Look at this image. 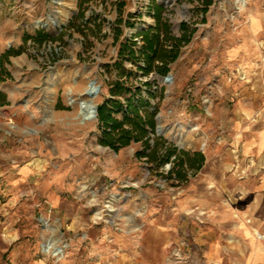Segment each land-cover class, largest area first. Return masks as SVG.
Wrapping results in <instances>:
<instances>
[{
  "label": "rangeland",
  "instance_id": "obj_1",
  "mask_svg": "<svg viewBox=\"0 0 264 264\" xmlns=\"http://www.w3.org/2000/svg\"><path fill=\"white\" fill-rule=\"evenodd\" d=\"M205 1L0 0V81L5 91L0 104L7 112L6 151L12 156L9 172L25 166L39 178L38 189L18 206L24 213L22 242L36 257L51 256L43 251L51 238L62 240L59 231L45 229V223L53 229L59 226L48 217L50 198L71 192L77 198L82 191L93 199L92 185L103 181L105 205L111 206L118 169H146V142L173 150L169 163L177 166L176 157L186 153L190 161L191 150H199L202 158L211 155L214 143L230 136L242 120L237 107L249 78L264 77V34L250 33L253 19L264 14V0H247L245 8L241 0H212L210 6ZM159 9L160 45L167 50L173 46L165 41L164 25L170 37L186 35L189 42L181 44L165 74L155 69L162 67L159 62L148 74L141 34L159 26ZM46 23L47 29L40 26ZM91 80L100 87L98 109L104 107L123 122L126 115L134 118L136 108L155 121V129L147 126L143 141L133 140L120 158L114 150L101 148L106 127L98 117L79 124L74 118L77 109L68 105V89L82 98ZM133 144L137 150L131 158ZM164 154L161 149L159 155ZM174 166L164 165L157 176ZM81 176L89 178L80 181ZM8 207L15 211V202ZM200 258V264H206Z\"/></svg>",
  "mask_w": 264,
  "mask_h": 264
},
{
  "label": "crops",
  "instance_id": "obj_2",
  "mask_svg": "<svg viewBox=\"0 0 264 264\" xmlns=\"http://www.w3.org/2000/svg\"><path fill=\"white\" fill-rule=\"evenodd\" d=\"M250 33L264 34V14L253 19ZM249 82L237 107L242 120L201 164L200 151L191 150L183 179L157 176L174 164L150 162L144 166L152 174L141 166L118 169L111 206L105 205L103 181L89 183L93 199L82 191L77 198L72 192L50 198L48 217L59 226L46 230L62 235L57 242L51 238L62 242L61 258L36 257L22 242L24 213L18 206L38 189L39 178L30 167L9 172L7 112L0 104V264H200V257L206 264H264V239H258L264 236V77ZM125 148L113 153L120 158ZM13 202L15 211L8 207Z\"/></svg>",
  "mask_w": 264,
  "mask_h": 264
},
{
  "label": "trees",
  "instance_id": "obj_3",
  "mask_svg": "<svg viewBox=\"0 0 264 264\" xmlns=\"http://www.w3.org/2000/svg\"><path fill=\"white\" fill-rule=\"evenodd\" d=\"M206 6L212 5V0H207L204 2ZM160 9L157 12V19L159 26L154 30H148L141 34L143 37L144 42V59L148 64L147 73H151L154 71L153 64L154 62L161 63L162 67H156L155 69L162 74L167 72V66L174 62L178 56L179 52L178 49L183 44H187L189 42V38L186 35H183L180 39H175L170 37L169 27L164 25L165 29V41L171 42L173 44L170 50L165 49L162 45H160ZM134 111V118L132 120L128 119V115H126L125 120L123 122L118 121L113 117V113L107 111L104 107H100L98 109V120L100 123L105 125L106 130L104 131V138L105 140L102 142L104 147H109L118 151L121 148H125L134 142H142L145 136L148 134L146 129L147 126L151 127V129H155V121L152 118H144L140 115L139 110L136 108ZM125 124H129L131 128H124ZM136 134H138L136 136ZM145 151H148L146 158L148 162H153L156 165H162L163 163H169L170 158L174 155L173 150L167 148L166 146L162 145V148L158 144H154L151 146L149 142L145 143ZM165 150V154L163 156L159 155L160 150ZM188 156L186 153H182L181 156L176 157L177 166H174L173 170H170L168 173L169 176L175 174L177 179H183L185 175L182 174V169L186 163L189 161L185 160V157ZM190 160V159H189ZM204 158L200 156V164L203 162ZM179 167V171H175V168Z\"/></svg>",
  "mask_w": 264,
  "mask_h": 264
},
{
  "label": "bare ground",
  "instance_id": "obj_4",
  "mask_svg": "<svg viewBox=\"0 0 264 264\" xmlns=\"http://www.w3.org/2000/svg\"><path fill=\"white\" fill-rule=\"evenodd\" d=\"M247 5V0H241V8H245ZM41 27L47 29L48 24H40ZM169 82V81H167ZM74 84H78V79L76 78L74 80ZM93 89L89 88V84L87 85V88H85L82 92L83 97L82 98H75L73 93V89L70 88L67 91V102L70 107L76 108L77 112L75 114V119L79 124L86 125L89 123H92L96 120L94 117V109L96 106L95 98L90 97V93ZM261 141V140H260ZM258 202V201H257ZM258 204V203H257ZM48 224L45 223V229L48 228ZM259 235V234H258ZM43 251L45 254H51L52 256L61 258L63 255V248L56 245V243L52 240H49L43 245Z\"/></svg>",
  "mask_w": 264,
  "mask_h": 264
},
{
  "label": "water",
  "instance_id": "obj_5",
  "mask_svg": "<svg viewBox=\"0 0 264 264\" xmlns=\"http://www.w3.org/2000/svg\"><path fill=\"white\" fill-rule=\"evenodd\" d=\"M166 80L168 81V80H170V78H167ZM89 88H90V89H93V90L91 91V93L89 94L90 97H92V98L97 97V95H98V93H99V90H100V87H99V85H98V83H97L96 80H91V81H90V83H89ZM97 116H98V108H97V106H95V109H94V117L97 119ZM157 120H158V122H159V118H158ZM157 132H158V133H162V129H161L160 127H158V128H157Z\"/></svg>",
  "mask_w": 264,
  "mask_h": 264
},
{
  "label": "built area",
  "instance_id": "obj_6",
  "mask_svg": "<svg viewBox=\"0 0 264 264\" xmlns=\"http://www.w3.org/2000/svg\"><path fill=\"white\" fill-rule=\"evenodd\" d=\"M258 239H259V240H263V239H264V236H262V235H258Z\"/></svg>",
  "mask_w": 264,
  "mask_h": 264
}]
</instances>
